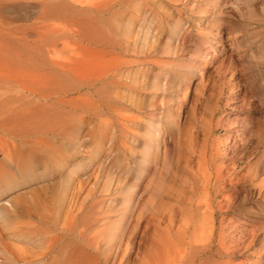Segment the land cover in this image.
<instances>
[{
  "label": "rangeland",
  "instance_id": "obj_1",
  "mask_svg": "<svg viewBox=\"0 0 264 264\" xmlns=\"http://www.w3.org/2000/svg\"><path fill=\"white\" fill-rule=\"evenodd\" d=\"M1 101L33 143L0 130V264H143L177 235L199 264H264V0H0Z\"/></svg>",
  "mask_w": 264,
  "mask_h": 264
},
{
  "label": "bare ground",
  "instance_id": "obj_2",
  "mask_svg": "<svg viewBox=\"0 0 264 264\" xmlns=\"http://www.w3.org/2000/svg\"><path fill=\"white\" fill-rule=\"evenodd\" d=\"M185 5H186V3H185ZM15 82H17V81H15ZM26 109H27V106H24V105L23 106H18V105L9 106L2 101L0 103V130L8 132L9 134H10V132H12L11 134L13 135V137L19 138L20 142H23V143L28 142V140L30 142H32V141L29 138H28V140L24 139V136L27 135L24 133H27V132L22 130V129H19L20 127H18V124H17L18 122L16 121L17 118H13V116L18 114V113H21L22 111H24ZM8 117H9V119H8ZM43 123H44V121L42 122V124ZM13 132H15V133H13ZM158 133L155 132V137L150 136L151 139H153L152 142H153V144H155L156 147L158 146V143H159L157 140ZM35 142H37V141H35ZM174 148H175L176 153H175V156L171 157L169 162H168L169 170H168V173L166 175L169 183L171 181H175L180 159H182V157H184V158L191 157L190 153L193 152L192 149L189 147L183 148V147H180L177 145V147L175 146ZM186 150H187V152H184ZM3 151H6V150L4 149ZM207 151H208V155L206 156L207 161H206V159H204L205 161H203V164L202 165L200 164L201 166H199L197 168V173L199 174V177H200L199 179L202 182L197 184L198 187L196 188V191L202 190V192H204V190H205L206 193H204V198L202 199V201H201V199H199L200 200L199 202L195 201V200H194V203L191 202L189 204L190 208L188 210L190 212L192 210H195L196 213L199 214L200 221H198V222L201 224L202 227L209 223L208 220L206 221V219L208 217H211L212 214H214V212L216 210V206H215V204H213V202L215 201V198L217 196H219V194L221 192L222 180L223 181L226 180L225 178H222L221 170H219V169L221 168L222 164L227 162V160H228L226 158L227 155L222 152V150L220 149V147L218 145H216V146L213 145V146L207 147ZM6 157H9V156L7 155ZM203 158H204V156H203ZM15 160H17V159H15ZM216 161H219V163L217 165H215ZM213 164H214V166H213ZM206 165H207V167H206ZM219 165H220V167H219ZM206 169H208V171ZM234 170H232L229 175H234L233 177H235ZM4 177H6V176H3V173H0V179H3ZM183 183L186 185V188L184 187L185 189H182L180 195H178V198L182 199L181 201H191L192 197H190L191 193H188L189 192V190L187 189L188 185L186 184V182H183ZM173 184H174V182H173ZM250 186L252 188L257 189L258 190L257 192L260 193V195H262L264 198V178H262L260 181L251 180ZM193 193H195V192H192V194ZM13 201H14V203L19 202V198H17V199L14 198ZM105 214H106V212H105ZM103 217H104L103 215H102V217H100V221L102 222L101 226L104 227L105 224L103 222H105L106 219ZM198 222H197V225L199 226ZM184 224H186V223H184ZM101 226H99V227H101ZM208 230H209V228H208ZM205 232H206V230H205ZM184 233H185V230H183L181 234H184ZM168 237H170V236H168ZM168 237L155 238V239H153L152 243L146 245V248H145L146 253L144 256V263L143 264H199L198 260L201 258L202 255L205 254V250H206L208 245H206V244H200V245L192 244V242L195 240H192L193 238L191 235H189V236L177 235V237L175 239L168 238ZM192 249L194 250V253H191ZM196 251L197 252L200 251L201 253H199L197 256H195L197 253ZM107 260H108V257L105 256L103 261L105 262ZM109 262H110V260H109Z\"/></svg>",
  "mask_w": 264,
  "mask_h": 264
}]
</instances>
